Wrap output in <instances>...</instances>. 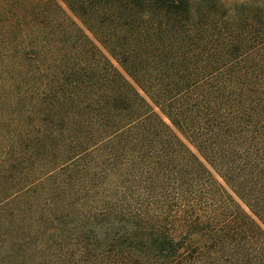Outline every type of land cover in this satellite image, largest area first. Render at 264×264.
<instances>
[{"label":"trees","instance_id":"16d2710c","mask_svg":"<svg viewBox=\"0 0 264 264\" xmlns=\"http://www.w3.org/2000/svg\"><path fill=\"white\" fill-rule=\"evenodd\" d=\"M0 264H264V0H0Z\"/></svg>","mask_w":264,"mask_h":264},{"label":"rangeland","instance_id":"374dc122","mask_svg":"<svg viewBox=\"0 0 264 264\" xmlns=\"http://www.w3.org/2000/svg\"><path fill=\"white\" fill-rule=\"evenodd\" d=\"M64 6V5H63ZM65 7V6H64ZM65 9H66V7H65ZM166 121H168L167 119H166Z\"/></svg>","mask_w":264,"mask_h":264}]
</instances>
